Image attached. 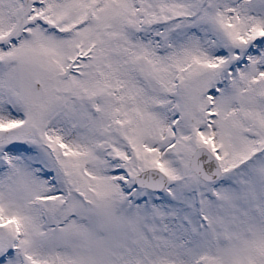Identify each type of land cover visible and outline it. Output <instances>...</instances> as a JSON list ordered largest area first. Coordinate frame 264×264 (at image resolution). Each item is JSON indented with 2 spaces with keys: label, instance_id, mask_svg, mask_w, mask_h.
Segmentation results:
<instances>
[{
  "label": "snow or ice",
  "instance_id": "snow-or-ice-1",
  "mask_svg": "<svg viewBox=\"0 0 264 264\" xmlns=\"http://www.w3.org/2000/svg\"><path fill=\"white\" fill-rule=\"evenodd\" d=\"M0 264H264V0H0Z\"/></svg>",
  "mask_w": 264,
  "mask_h": 264
}]
</instances>
